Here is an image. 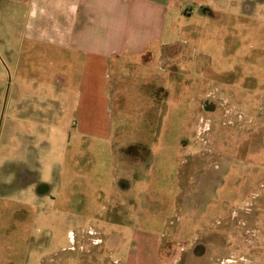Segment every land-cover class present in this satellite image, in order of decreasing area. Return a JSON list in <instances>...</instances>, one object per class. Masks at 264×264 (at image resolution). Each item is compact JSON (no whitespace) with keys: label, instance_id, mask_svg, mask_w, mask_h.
Returning <instances> with one entry per match:
<instances>
[{"label":"rangeland","instance_id":"rangeland-1","mask_svg":"<svg viewBox=\"0 0 264 264\" xmlns=\"http://www.w3.org/2000/svg\"><path fill=\"white\" fill-rule=\"evenodd\" d=\"M5 1L0 264H264V0H184L160 63L93 86L16 70Z\"/></svg>","mask_w":264,"mask_h":264},{"label":"crops","instance_id":"crops-1","mask_svg":"<svg viewBox=\"0 0 264 264\" xmlns=\"http://www.w3.org/2000/svg\"><path fill=\"white\" fill-rule=\"evenodd\" d=\"M5 2L0 0L1 5ZM185 5L184 0H9L12 11L20 8L22 13L12 49L15 69H25L29 75L31 69L43 72L47 63L68 77L73 67L81 65L87 71L82 80L87 78L93 86L97 69L108 74L113 68L119 75L125 67L134 71L145 63H160L171 50L176 16ZM13 13L10 20L16 21ZM132 161L137 167L145 164ZM128 163L122 161L123 166ZM126 173L117 182L122 192L134 188L133 169L128 166ZM138 244L146 246L141 240Z\"/></svg>","mask_w":264,"mask_h":264}]
</instances>
